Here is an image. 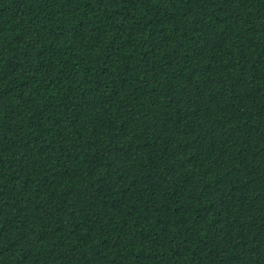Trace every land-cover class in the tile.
<instances>
[{
    "label": "trees",
    "instance_id": "trees-1",
    "mask_svg": "<svg viewBox=\"0 0 264 264\" xmlns=\"http://www.w3.org/2000/svg\"><path fill=\"white\" fill-rule=\"evenodd\" d=\"M0 264H264V0H0Z\"/></svg>",
    "mask_w": 264,
    "mask_h": 264
}]
</instances>
